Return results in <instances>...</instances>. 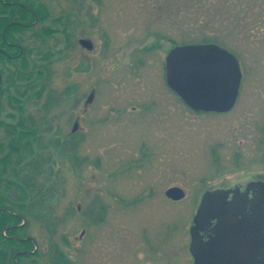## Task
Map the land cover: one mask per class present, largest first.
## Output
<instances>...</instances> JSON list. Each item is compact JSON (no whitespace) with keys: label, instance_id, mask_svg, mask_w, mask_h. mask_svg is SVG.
<instances>
[{"label":"rangeland","instance_id":"obj_1","mask_svg":"<svg viewBox=\"0 0 264 264\" xmlns=\"http://www.w3.org/2000/svg\"><path fill=\"white\" fill-rule=\"evenodd\" d=\"M34 1L49 15L33 29L57 30L45 41L27 30L24 45L48 44V78L36 67L47 59L28 55L33 78L5 94L23 98V110L13 99L2 119L26 122L31 112L43 130L52 123L38 140L28 136L29 160L39 162L36 199H44L37 210L47 219L21 212L28 225L20 235L36 250L17 258L37 253L17 264H54L56 246L70 264H194L188 245L202 192L264 171V0ZM173 41L213 42L237 55L243 80L231 111L196 113L168 87ZM45 99L53 106L41 110ZM8 151L5 144L0 156ZM10 180H17L11 168L1 192L15 199V189L5 188ZM175 185L184 198L166 195Z\"/></svg>","mask_w":264,"mask_h":264},{"label":"water","instance_id":"obj_2","mask_svg":"<svg viewBox=\"0 0 264 264\" xmlns=\"http://www.w3.org/2000/svg\"><path fill=\"white\" fill-rule=\"evenodd\" d=\"M166 78L191 109L223 113L235 105L243 73L238 57L230 50L213 42L189 43L176 45L169 51ZM92 98L93 93L89 96ZM76 128L77 123L74 130ZM223 193L222 189H207L202 195L190 228L194 264H264L263 243L253 242L251 232L246 231L252 226L250 215L230 208L229 203L220 198ZM166 195L180 200L185 197V190L172 186ZM257 219H261L260 212ZM214 220H217L214 236L205 242L200 231ZM28 239L32 238L23 240Z\"/></svg>","mask_w":264,"mask_h":264},{"label":"trees","instance_id":"obj_3","mask_svg":"<svg viewBox=\"0 0 264 264\" xmlns=\"http://www.w3.org/2000/svg\"><path fill=\"white\" fill-rule=\"evenodd\" d=\"M24 4L31 7L28 8ZM49 15L47 7L43 3H37L35 5L34 0H0V70L3 76V82L0 85V90H10L12 87L18 88L20 82H27L33 76V70L29 68L28 55L36 51L37 55H42V47H32L27 52L24 50L20 53L18 47L8 44L9 41L19 42L24 44L23 34L28 30L29 27L23 26L24 23H31L32 26L35 24L36 16L38 17V22L44 21ZM18 22V23H16ZM57 29L55 28H44L39 30H34L30 36H34L36 39L41 38L45 41V38ZM5 33V37L4 34ZM173 41L172 45L176 44ZM18 54V56L10 57L7 54ZM20 53V54H19ZM51 55L50 52L46 53L42 59H47ZM15 61H19L16 63ZM13 64L14 69L10 70L8 64ZM41 72L44 67L43 64L36 65ZM41 92V91H40ZM39 92V93H40ZM9 97H14L9 95ZM25 120L22 119L18 126L22 130H27L21 134H14L7 137L5 140L0 138V146L7 144L9 146L8 158L1 160L0 164V178L3 180V175L6 171L11 168L12 172L15 174L17 180H10L6 183L5 188H14L16 191L15 199L7 196L5 192L0 194V206L8 205L11 211H0V264H16L14 256L18 251H30L35 249L34 241L19 240L16 237L27 238L28 235H20L21 230H24L28 221L24 222V217L21 214L23 210L32 214L39 221L46 220V213L37 210L41 208L44 199H36L35 195L37 192L35 173L38 170L39 162L34 158L29 157L34 154V148L32 141L28 139L29 133L35 131L36 129L29 130L24 124ZM9 131H19L18 127L8 128ZM35 137V135H33ZM10 165H12L10 167ZM33 197V202L31 201V207L28 209L26 201L29 197ZM39 200V201H37ZM37 201V202H36ZM14 212V213H13ZM17 214H16V213ZM24 236V237H23ZM53 256L54 264H70L69 258L61 251L57 246L54 249ZM37 253V252H36ZM36 253H22L18 256L17 260L20 263V259L23 256H33Z\"/></svg>","mask_w":264,"mask_h":264},{"label":"flooded vegetation","instance_id":"obj_4","mask_svg":"<svg viewBox=\"0 0 264 264\" xmlns=\"http://www.w3.org/2000/svg\"><path fill=\"white\" fill-rule=\"evenodd\" d=\"M24 5L31 9V7L29 5H26V4H24ZM37 22H38V17L36 16L35 23H37ZM16 23H18V22H16ZM22 25L29 27L31 30H33V28H34V26H32L31 23H24ZM44 28L47 29V28H49V26L45 25L42 27V29H44ZM3 34L5 37V33H3ZM63 35L65 37L66 47L68 48L70 46H73L72 45L73 44V34H72L71 30L69 31V27L66 26L63 28ZM8 44L14 45L15 47H18L20 50V53L23 52L24 50H27V52L30 50V48L26 47L24 44H21L19 42L9 41ZM46 45L47 46L42 45L44 48H47V50L46 51L44 50L42 55H38L39 57H44V55L46 53L50 52L48 44H46ZM43 47H42V49H44ZM171 49H172V47H170L169 51ZM37 50L38 49L32 51L29 55H32L34 53L36 54ZM169 51H168V53H169ZM7 55L10 57L18 56V54H13V53H10ZM44 62L45 63L43 64L44 65L43 69H45V73L42 75H43V78L46 79V78H48L47 75L49 73L48 66L46 64L50 63V59L47 58V60ZM241 69H242V67H241ZM165 70H166V59H165ZM242 73H243V71H242ZM242 80H243V78H242ZM166 81H167V79H166ZM2 82H3V76H2V73L0 70V85L2 84ZM31 84H33V83H31ZM241 84H242V82H241ZM167 85L172 91H174L169 86L168 82H167ZM13 88H16V87H12L11 89H13ZM240 91H241V86H240ZM240 91H239V94H240ZM7 92H8V90H6V89L0 90V138H1V136H3L4 139H7V137L10 135H14V134L18 135V134H21L23 132H27V130H20V131H16V132L8 130V128L18 127L19 122L22 121V117L20 119H18L15 123L7 122V121L2 119V111H3L4 107H6V106L12 107L14 105L13 103L18 102V101H20V107L18 109L23 110V107H24V106H21L24 103L23 98L21 99V98L15 97V96L9 97L8 95L5 97V94ZM174 92L176 93V91H174ZM238 97H239V95H238ZM13 99H14V102H13ZM54 100L59 101L61 99L56 97V99H54ZM237 100H238V98H237ZM25 102H27V100ZM235 105H236V103H235ZM52 106H53V103L51 101H49V99H45L42 103L41 110H48ZM234 106H233V108H234ZM231 110H229V111H231ZM229 111H227V112H229ZM216 113H218V112H216ZM223 113H226V112H223ZM11 116L13 117V115H11ZM26 119L27 120H26V122L24 121L25 122L24 125L26 127L29 126L31 131L33 130V128L36 129L35 131L29 133V136L35 135L37 140H38V138H40V134L45 135V134H48L50 131H52V129H51L52 123L50 121L45 122V125L47 128L46 130H43L39 125H36L37 122H35V119L32 116L31 112H28ZM56 130H59L58 127H56ZM263 133H264V128H263ZM70 136H73L72 138H76L75 132L74 133L72 132V134H70ZM73 141L75 142L76 139H73ZM4 146H5V144L3 146H0V151L3 150ZM6 146H8V145L6 144ZM8 154H9V151L6 154L0 156V164H1L2 159L8 158ZM11 166L12 165H10V167ZM220 171H221V168H220ZM175 186H178V185H175ZM180 187H182V186H180ZM10 189H12V188H10ZM207 189H213V190L214 189H222V190H224V193L222 195H220V198L226 200L229 203L230 208L237 210L240 213L241 212L248 213L250 216H252L251 219L253 218V220L251 221V223L253 222L254 225H252L249 228V230L247 229L246 231L251 232V240L253 242H261V243H263V247H264V171H257V172L249 171L247 173H243V174L241 173V174L236 175L234 178H230V177L226 178L223 181H221L218 185L212 186L210 188L207 187L205 190H207ZM1 190L2 189H1V178H0V194H1ZM204 191L202 192V194L199 197L197 209L199 207V204H200V201H201V198H202ZM185 196H186V190H185ZM238 200L241 202L240 203L237 202ZM197 209H196V212H197ZM0 211H11V209L9 206L4 205V206H0ZM257 212L263 213L261 216V219H257ZM195 214H194V216H195ZM194 216H193V218H194ZM240 218H241V216H240ZM25 222H26V220H25ZM25 222H23V223H25ZM216 223H217V220H214L213 223L210 226H207L205 230L200 231V234H201V236L205 242L210 240L211 237L214 236L213 229H214ZM192 224H193V219H192ZM15 238L18 239V237H16V236H15ZM190 241H191V236H190V240H189L188 250H189V253L192 256V259L194 262L193 255L190 252ZM14 260H15V263L17 264V259H15V256H14Z\"/></svg>","mask_w":264,"mask_h":264},{"label":"bare ground","instance_id":"obj_5","mask_svg":"<svg viewBox=\"0 0 264 264\" xmlns=\"http://www.w3.org/2000/svg\"><path fill=\"white\" fill-rule=\"evenodd\" d=\"M237 202L240 203L241 201L238 200ZM257 213H258V212H257ZM260 213H261V216H262L263 213H262V212H260ZM251 217H252V216H250V219H249V220H250V223H251V221L253 220V218L251 219ZM249 220H248V221H249ZM251 224L254 225L253 222H252Z\"/></svg>","mask_w":264,"mask_h":264}]
</instances>
